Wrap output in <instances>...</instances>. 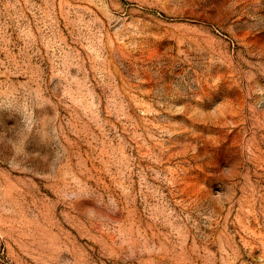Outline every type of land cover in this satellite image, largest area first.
I'll return each instance as SVG.
<instances>
[{"label": "rangeland", "instance_id": "374dc122", "mask_svg": "<svg viewBox=\"0 0 264 264\" xmlns=\"http://www.w3.org/2000/svg\"><path fill=\"white\" fill-rule=\"evenodd\" d=\"M0 264H264V0H0Z\"/></svg>", "mask_w": 264, "mask_h": 264}]
</instances>
